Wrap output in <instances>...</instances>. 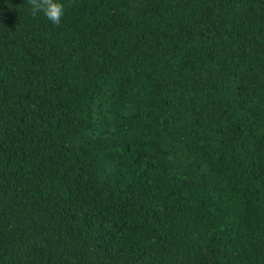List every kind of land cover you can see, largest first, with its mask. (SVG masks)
<instances>
[{
    "label": "trees",
    "instance_id": "trees-1",
    "mask_svg": "<svg viewBox=\"0 0 264 264\" xmlns=\"http://www.w3.org/2000/svg\"><path fill=\"white\" fill-rule=\"evenodd\" d=\"M0 0V264H264V0Z\"/></svg>",
    "mask_w": 264,
    "mask_h": 264
},
{
    "label": "clouds",
    "instance_id": "clouds-1",
    "mask_svg": "<svg viewBox=\"0 0 264 264\" xmlns=\"http://www.w3.org/2000/svg\"><path fill=\"white\" fill-rule=\"evenodd\" d=\"M28 3L31 6L30 10L33 16L42 12L53 25L59 26L61 24L65 15V8L59 0H28Z\"/></svg>",
    "mask_w": 264,
    "mask_h": 264
}]
</instances>
